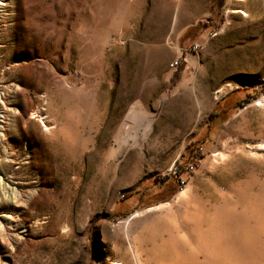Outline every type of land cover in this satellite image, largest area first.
<instances>
[{"label":"rangeland","instance_id":"rangeland-1","mask_svg":"<svg viewBox=\"0 0 264 264\" xmlns=\"http://www.w3.org/2000/svg\"><path fill=\"white\" fill-rule=\"evenodd\" d=\"M230 1L0 0V264H113L126 218L197 185L223 128L264 122L253 105L264 96V1L235 5L250 17ZM237 88L259 93L206 139L181 189L127 196L173 172ZM263 217L262 233L255 221L230 233L231 263L264 264Z\"/></svg>","mask_w":264,"mask_h":264},{"label":"bare ground","instance_id":"bare-ground-1","mask_svg":"<svg viewBox=\"0 0 264 264\" xmlns=\"http://www.w3.org/2000/svg\"><path fill=\"white\" fill-rule=\"evenodd\" d=\"M245 1L231 0L228 11L253 16L247 8H235ZM253 105L264 107V96ZM230 130L243 139L230 137ZM86 140L96 145L92 131ZM61 144L79 143L64 139ZM244 169L246 176L240 178ZM263 170L264 122L258 127L249 121L223 128L217 147L202 162L197 185L189 183L170 202L136 212L122 222L124 244L116 257L111 256L113 264H242L229 261L225 246L230 233L246 232L249 221H255V231L262 233L258 220L264 214V177L259 176ZM224 177L229 182L219 184ZM207 189L212 190L209 197Z\"/></svg>","mask_w":264,"mask_h":264},{"label":"trees","instance_id":"trees-1","mask_svg":"<svg viewBox=\"0 0 264 264\" xmlns=\"http://www.w3.org/2000/svg\"><path fill=\"white\" fill-rule=\"evenodd\" d=\"M220 2L222 0H219ZM179 75L176 74L175 78ZM173 78L174 83L176 84V80ZM261 91H264V83L261 86ZM235 92H239V94H243L239 96V99L233 103L230 97L224 96L218 103L214 106L212 111L210 112L205 125L190 142L186 145L184 152L181 157L176 161L175 170L165 175H161L158 179H155L151 186H147L144 189H138L133 192L127 193V196L137 195L138 197H143L145 194H148L149 191H155L154 188H157L162 192L167 188H172V193L178 189H181L183 185L188 181V175L191 173V168L196 167L199 163V160L203 157L201 153V146L206 141V139H212L217 129L222 121H224L231 113L232 109H237L243 106L245 103L255 99L258 96L259 91L252 90L250 88H237ZM236 96V95H234ZM228 102L225 107H223L222 101ZM151 197V196H150ZM150 201L155 202L157 198L147 199L145 203L148 204ZM120 213L118 209H115L112 218L119 217Z\"/></svg>","mask_w":264,"mask_h":264},{"label":"built area","instance_id":"built-area-1","mask_svg":"<svg viewBox=\"0 0 264 264\" xmlns=\"http://www.w3.org/2000/svg\"><path fill=\"white\" fill-rule=\"evenodd\" d=\"M197 47H198V45H193L191 49L194 50V49H196ZM178 65H179V60L176 59V60L172 61V62L169 64V67H170L171 69H176V68L178 67Z\"/></svg>","mask_w":264,"mask_h":264}]
</instances>
